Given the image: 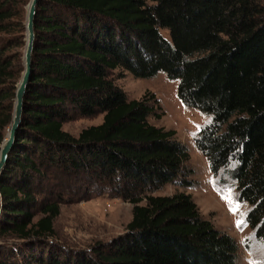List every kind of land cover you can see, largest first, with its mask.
<instances>
[{
    "label": "trees",
    "instance_id": "16d2710c",
    "mask_svg": "<svg viewBox=\"0 0 264 264\" xmlns=\"http://www.w3.org/2000/svg\"><path fill=\"white\" fill-rule=\"evenodd\" d=\"M17 1L0 0V143L9 84L24 69L15 73L10 54ZM32 60L0 180V264H237V240L189 193L156 194L187 182L190 155L175 130L149 121L146 96L130 99L116 84L118 68L165 71L187 105L212 116L197 147L250 204L248 242H264V0H39ZM98 114L103 122L78 136L63 128ZM105 194L133 204L125 233L81 253L50 243L61 204Z\"/></svg>",
    "mask_w": 264,
    "mask_h": 264
},
{
    "label": "rangeland",
    "instance_id": "374dc122",
    "mask_svg": "<svg viewBox=\"0 0 264 264\" xmlns=\"http://www.w3.org/2000/svg\"><path fill=\"white\" fill-rule=\"evenodd\" d=\"M30 0H18L15 8L14 20L17 23L13 35L19 37V43L10 50L16 55L14 71L24 68V51L27 42V12ZM169 37L167 29H161ZM24 69L15 75V82L10 86L16 89ZM112 78L130 99H140L144 96L155 106V111L149 116V121L166 129L176 131L177 138L184 143L189 152V159L185 163L182 180L187 181L182 186L168 184L156 194L168 195L177 190L189 193L197 203L204 219L210 221L214 227L234 237L239 244L237 264H264V242L248 239L252 229L247 222L250 208L248 202L240 201L238 189L233 185L219 183L211 171L207 157L198 149L196 137L203 126L212 119L198 107L187 105L179 96V80L171 78L165 71L140 78L130 71L118 68L112 73ZM16 87V89H15ZM15 97L7 102V107L13 117ZM103 114L94 117H77L64 123V130L74 136L91 125L103 122ZM9 125L4 129V139L7 137ZM181 183V182H179ZM232 195V199L228 197ZM1 208V195H0ZM230 209H236L231 211ZM133 204L122 199L110 198L107 194L99 195L89 200H80L61 204L60 214L54 222L55 235L50 243L67 253H81L91 251L99 242H109L125 233L128 223L132 220ZM42 215L38 214L35 220ZM246 223L238 227L240 221ZM250 246H248V244Z\"/></svg>",
    "mask_w": 264,
    "mask_h": 264
},
{
    "label": "water",
    "instance_id": "95a60500",
    "mask_svg": "<svg viewBox=\"0 0 264 264\" xmlns=\"http://www.w3.org/2000/svg\"><path fill=\"white\" fill-rule=\"evenodd\" d=\"M39 0H30L27 12V42L24 51V71L16 89L15 106L11 125L9 126L7 137L0 149V180L7 164L10 151L15 143L16 134L22 122L24 111L25 94L32 75L33 51L35 41V17Z\"/></svg>",
    "mask_w": 264,
    "mask_h": 264
},
{
    "label": "snow or ice",
    "instance_id": "6c2138e0",
    "mask_svg": "<svg viewBox=\"0 0 264 264\" xmlns=\"http://www.w3.org/2000/svg\"><path fill=\"white\" fill-rule=\"evenodd\" d=\"M228 199L229 200H231L232 199V195L230 194V196L228 197ZM231 211H235L236 209H230ZM246 223V221H240L239 223H238V227H241V226H243L244 224Z\"/></svg>",
    "mask_w": 264,
    "mask_h": 264
}]
</instances>
